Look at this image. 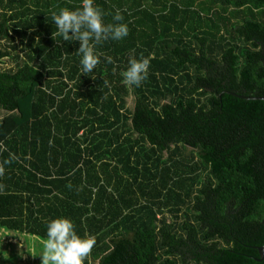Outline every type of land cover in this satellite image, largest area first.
<instances>
[{
    "label": "trees",
    "instance_id": "obj_1",
    "mask_svg": "<svg viewBox=\"0 0 264 264\" xmlns=\"http://www.w3.org/2000/svg\"><path fill=\"white\" fill-rule=\"evenodd\" d=\"M95 3L129 35L85 75L52 21L81 0H0V228L70 218L85 264H264V0Z\"/></svg>",
    "mask_w": 264,
    "mask_h": 264
},
{
    "label": "clouds",
    "instance_id": "obj_2",
    "mask_svg": "<svg viewBox=\"0 0 264 264\" xmlns=\"http://www.w3.org/2000/svg\"><path fill=\"white\" fill-rule=\"evenodd\" d=\"M104 17L103 9L96 5L95 0H81V5L76 10L61 8L58 13L52 14V21L57 29L53 37L60 36L63 41L80 42L78 54L81 56L80 64L85 75L91 73L101 62L100 54L96 51L98 45L109 40L119 41L129 35L128 24L123 23L124 16L119 11L113 16L112 23H105ZM105 60L108 64L113 63L110 56H106ZM151 60V55H142L139 59L131 56L127 70L121 73L123 83L129 87H141L149 77ZM10 158L15 159V154H10ZM4 171V167L0 166V176ZM95 245L96 237L78 235L70 218H56L47 223L44 250L39 257L41 264H85Z\"/></svg>",
    "mask_w": 264,
    "mask_h": 264
},
{
    "label": "rangeland",
    "instance_id": "obj_3",
    "mask_svg": "<svg viewBox=\"0 0 264 264\" xmlns=\"http://www.w3.org/2000/svg\"><path fill=\"white\" fill-rule=\"evenodd\" d=\"M133 105L134 98L129 97V108ZM44 240L0 228V264H41L39 255L44 250ZM91 264H99V260H93Z\"/></svg>",
    "mask_w": 264,
    "mask_h": 264
},
{
    "label": "water",
    "instance_id": "obj_4",
    "mask_svg": "<svg viewBox=\"0 0 264 264\" xmlns=\"http://www.w3.org/2000/svg\"><path fill=\"white\" fill-rule=\"evenodd\" d=\"M253 99L264 100V98H253ZM259 254H260L261 258L264 259V246L259 249Z\"/></svg>",
    "mask_w": 264,
    "mask_h": 264
},
{
    "label": "crops",
    "instance_id": "obj_5",
    "mask_svg": "<svg viewBox=\"0 0 264 264\" xmlns=\"http://www.w3.org/2000/svg\"><path fill=\"white\" fill-rule=\"evenodd\" d=\"M12 232H14V231H12Z\"/></svg>",
    "mask_w": 264,
    "mask_h": 264
}]
</instances>
